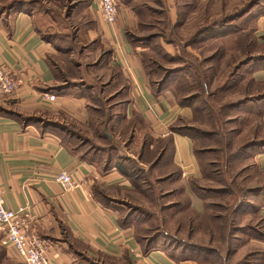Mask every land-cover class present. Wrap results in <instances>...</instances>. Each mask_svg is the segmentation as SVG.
<instances>
[{"label":"trees","instance_id":"trees-1","mask_svg":"<svg viewBox=\"0 0 264 264\" xmlns=\"http://www.w3.org/2000/svg\"><path fill=\"white\" fill-rule=\"evenodd\" d=\"M261 1L263 0H250L246 5L235 7L227 15L208 23V25L196 28L191 40L187 41L186 44L190 47L197 46L200 48L199 51L207 49L209 53L204 56V59L197 62L196 65L188 63L181 65L180 68L163 70L164 73H160L161 76L158 72L159 69L163 68L157 67L156 72L152 73L155 76L158 74V78L151 81H149V74L153 64L147 63L145 53L136 51L138 49L134 45L133 37L125 34L127 41L135 49L133 58L138 60V64L145 74L149 91L154 96H161L168 92L171 98H176V94L183 91L179 99L180 103L178 100L176 101L181 107L191 108L192 116L189 122L198 123L200 128L194 129L192 125L187 123V120L179 117L175 124L169 127L170 135L167 137L154 139L145 135L137 159H132L119 152L118 141L110 128L112 110L122 104L119 101L121 93L114 91V86L111 85L112 87H110V79L94 73L105 56L110 53L109 50L100 47L101 51L97 59L91 63L83 62L81 58L88 48L81 45L78 34L95 28L96 25V20L86 12L87 0H0V16L6 15L12 9H24L25 11H36L49 20L50 29L46 28L44 38L53 45L55 53L46 57V63L59 83L58 88L82 89L89 102L91 122L88 128L82 129L83 133L73 125L60 124L38 116L25 119V123L38 124L41 122L45 128H52L55 132L63 133L67 137L72 136L74 140L69 145L73 147L70 149L71 151H75L74 148L76 147L83 155L88 154L89 157L87 156V158L104 171L109 170L112 166L115 167L128 179L132 193L144 198H148L149 191L151 194L156 191L155 189L152 191L148 187V191L144 189L145 184H147L144 176L146 169L140 163L147 164L150 171L149 175L154 176L158 193L161 196L168 195L174 199V201L164 204L163 209L167 212L174 210L175 214L177 213L178 221L182 220L188 223L186 226L188 238L196 236L202 231L216 241L220 238L217 232L220 230L228 232V244L219 252L224 253L230 263V259L236 253H234L229 239L235 233L245 230L238 228L236 225L238 223H235L234 217H237L239 210L244 207L253 210V216L259 210H264V171L259 169L253 158L257 152L264 149V126L261 122V110L264 104V81H256L248 77L249 74L247 76L245 73L244 76H241L240 73L241 69L248 64L255 67L263 64L264 47L257 44L253 37V30H247L245 25L236 24V19L246 18L248 21L251 17H255ZM195 3L196 1L184 4L185 12L189 9L195 10L197 8ZM179 17L178 15V21L173 23L175 27L180 26ZM231 22H234V25ZM60 29L62 31H59ZM149 38L152 39L153 36ZM75 41L76 43H74ZM91 65L94 67L92 72L88 70ZM114 80L119 81L120 79L114 77ZM201 88L204 89L209 98L215 99V105L217 101L219 103L224 101L225 97L230 98L229 95L233 97L239 95L240 97L231 103H222L215 108V105L211 106L208 102H203V99H200L194 92ZM199 96L201 95L199 94ZM198 99H200V107L196 105ZM220 120L222 129L219 130L216 126ZM229 124H235L238 127L230 131L223 129V126ZM200 125H206L210 129L202 130ZM223 131L227 134L236 133L235 138L237 141L240 140L241 144L234 146L233 141L230 142ZM172 134L187 136L192 142V152L200 169V177H189L188 186L191 192L203 201L204 213L202 215L190 207L184 186L179 182L181 170L171 162ZM109 135L112 136V139H109ZM220 156L224 162L223 169L219 168L221 166ZM211 158L217 162H213ZM247 158L250 160L247 167L250 171L241 177L246 167L241 169L239 162H244ZM209 159L211 160L208 161ZM217 164L218 168L215 169ZM206 165L213 168L212 172H207ZM218 176L221 178L218 179ZM227 180L229 184H225ZM207 184H214V186L207 187ZM251 185L253 188L249 187ZM127 190L129 189L116 188L111 190L97 187L93 194L102 205L110 206L118 211V217H125L124 219L118 218L121 226L132 228V221L130 220L133 217H148V215L133 213L137 209L134 205L127 200L125 202L124 199L110 195L114 191V194L130 196ZM162 192L164 193L162 194ZM209 196H212L211 198H225V204L221 202V204L214 206H219L218 208L223 210L228 208L229 219L228 222L226 219L223 223L226 222L229 226L220 223L223 221H220L222 216L212 215L208 212L209 207L213 205L207 200ZM247 197H251L254 200H252L253 203L256 202V206L259 207L255 209L251 205H245L249 202L244 199ZM242 199L243 201H241ZM116 204L126 205L131 211H127L122 216L124 209ZM261 217V221L264 222V216ZM133 235L136 242L141 246L143 254L156 250V246L160 244L161 247L165 246V252L169 254L168 256L175 264H184L193 261V259L203 258V254H209L219 260L218 251L194 242H182L180 244L166 237L163 243L157 235L146 236L144 239L139 237L136 232H133ZM172 250L173 252L177 251L176 255L171 253ZM260 253V264H264V250ZM2 261H5L6 264H19L6 257L5 246L0 242V264ZM88 261L90 264H109L108 262L111 264H119V262L134 264L126 255L121 258H113L97 254L96 257H89Z\"/></svg>","mask_w":264,"mask_h":264},{"label":"crops","instance_id":"crops-1","mask_svg":"<svg viewBox=\"0 0 264 264\" xmlns=\"http://www.w3.org/2000/svg\"><path fill=\"white\" fill-rule=\"evenodd\" d=\"M97 3L98 0H87L86 12L96 20V25L84 34L88 45L99 42L110 52L94 73L110 79V87L121 93L122 104L112 110L111 131L118 135L130 128L133 147H141L145 135L154 139L167 137L169 127L179 117L191 116V108L175 105L168 92L161 97L149 91L145 74L133 58V48L125 36V23L116 19L113 25H104ZM256 12L244 24L247 30H253L257 44L264 47V0ZM184 19L183 15L181 26L188 24ZM49 23L33 10L12 9L0 16V65L22 79L14 93L0 94V189L5 206L11 210L26 209L32 217L29 232L44 241L45 257L52 264H90L88 258L97 254L113 258L126 255L134 264H174L159 251L143 254L132 228L119 224L118 211L95 198L93 191L97 187L131 188L119 170L112 166L104 171L87 158L88 154L83 155L76 147L71 151L72 136L45 128L41 122L25 123V119L38 116L73 125L83 133L82 129L91 122L84 91L58 88L59 83L46 63V57L55 53L53 45L44 38ZM251 66L245 71L247 76L264 81V62ZM114 77L120 80L115 81ZM44 94L54 95L55 99L49 102ZM261 122L264 126V104ZM172 142L171 162L181 170L179 182L190 207L201 214L203 201L188 186L189 177L200 176L192 142L179 134H172ZM253 158L264 171V149ZM59 171L71 172L84 185L64 192L53 179ZM5 249L8 258L21 264L10 245Z\"/></svg>","mask_w":264,"mask_h":264},{"label":"rangeland","instance_id":"rangeland-1","mask_svg":"<svg viewBox=\"0 0 264 264\" xmlns=\"http://www.w3.org/2000/svg\"><path fill=\"white\" fill-rule=\"evenodd\" d=\"M115 1L117 5V19H121L125 23L124 32L125 34H127L126 36L131 35L133 37L134 45H136L135 47H137L138 49L136 51L145 53V55H147L146 56L147 63L153 64V67H150L149 65L150 67L149 81L158 78V74H156L155 76L152 73V72H156V70L158 69L157 67L163 68L161 70L159 69L158 72L159 75L161 76L160 73L162 72L164 73L166 69L180 68L181 65L188 63H192L193 65H196L197 62L202 61L204 59V56L207 55L209 51L207 49H202L201 51H199L200 48H198L197 46L190 47L186 44L187 41L191 40L195 29L198 28V26L208 25V23L227 15V13L232 11L235 7L241 6L243 4L246 5L248 2H250V0H115ZM195 1H196L195 5L197 6V8L195 10H192L193 12L190 9L185 12V8L183 5L186 3H194ZM178 15L180 16L179 17L180 20L184 15L185 18L184 20H186L187 18L188 21L187 20L186 21L188 22V24L183 22L184 23L183 26H181L182 23H180L179 24L180 26L175 27L172 22L174 21V23H176V21H178L177 19ZM246 21H247L246 18H241L239 20L236 19V24L245 25L244 23ZM231 23L234 25V22ZM192 25L193 27H191ZM59 31L62 30L60 29ZM78 35L81 41V45H85V47L88 48L87 50H85L84 55L81 57L83 62L91 63L95 61L98 57V54L101 51L99 48L100 47L103 48V46L99 42L97 43L95 42L94 44L88 45L84 32H79ZM159 35H163V36H159ZM149 37H151L152 39H150ZM74 43H76V41ZM134 51L135 49L133 50V52ZM194 57L197 58L198 60H196ZM251 68H252L251 64H248L245 67H243L240 71V73L242 74L241 76H244L245 71H249ZM88 70L92 72L94 70V67L91 65L90 67H88ZM194 92L197 93L200 99H203V102H208V104L211 106L215 105L214 102L215 99L209 98L207 93H205L204 89L201 88L199 90H195ZM182 93H177L176 98H172L175 105H178V102L180 103L179 99L181 98ZM199 94L201 96H199ZM162 96L163 95H161V97ZM229 96L230 98L225 97V100L224 101L222 100L221 103L217 101L215 108H217L222 103L224 104L231 103L236 98L240 97L239 95H235V97H233L232 95ZM200 99L196 101V105H198V107H200L201 105ZM176 100H178V102ZM191 116L183 117V119L187 120V123L192 125L194 129L198 130L199 128L198 123L189 122V120H191ZM218 123L219 124L216 127L220 130L222 129L221 120L218 121ZM200 127L202 130L210 129V127L206 125H200ZM237 127L238 125L229 124L223 126V129H228V131H230V130H235V128ZM129 129L128 130L125 129L123 133L120 132L118 135L116 132L115 138L118 141L120 153L124 154L125 156L127 155L132 159L135 158L137 159L141 147L131 146ZM223 133L225 132L223 131ZM225 134H226V138L228 136V138L230 139V142L233 141L234 146L241 144L240 140L237 141L235 138L236 133H230V134L225 133ZM219 146H223V145H219ZM223 150L226 153L224 148ZM214 157L216 158V156ZM211 159L213 162L214 161L217 162L215 159L213 158ZM211 159H209L208 161H210ZM219 161H221L220 163L221 166L219 168L223 169L224 162L221 156L219 158ZM249 161L250 160L247 158L246 161L244 162L242 161L243 163L239 162L241 164V169L244 166L246 167L245 168L246 170H243L241 177H244L249 173L250 169L247 168L250 163ZM140 164L142 167L146 169V174L144 176L146 177L147 184H145L144 189L147 190L148 187L150 190L152 189L153 191L155 189L156 191H154L152 194L149 191L148 198H144L143 196H139L138 194L132 193V191L130 190L131 188L127 190V193H130V196L114 194V191L110 193V195H113L119 199H124L125 202L127 200V202H130L132 205H134L137 209H135L133 213L135 214L145 213L148 215V217H133V219L130 220L132 221L131 225L133 232H136V234H138L139 237H141L142 239H144V237L146 236L153 237L157 235L158 238L162 239L163 243L165 241V238L168 237V239L177 241L180 244H182V242H194L201 246L211 247L213 250L218 251L219 260L217 257L210 256L209 254H203L202 255L203 258L195 259V260L193 259V261L185 262L187 264H234V263L260 264L261 262L260 251L264 250V222L261 221L263 210H259V212L255 214V216H253L254 213L253 210L251 209L249 210L248 208L244 207L242 208V210H239L238 216L234 217L235 223H238L236 224L238 225V228L245 230L235 233L233 237L229 239L232 244V249L234 250V253H236L235 256L232 257V259H230L231 262L229 263V259L227 261L225 254L219 252L222 249L226 248L228 244L227 242L228 232H226L225 230H220L219 232H217V234L220 235V238L217 239L216 241L212 240L202 231L196 236L194 235L191 238H188L187 227H186L188 223L182 220L178 221L177 213L175 214L174 210H169L167 212L166 210L163 209L164 204L166 205V203L174 201V199L172 197H169L168 195L161 196V194L158 193L159 192L158 188L155 186V181L153 179L154 176L152 174L149 175L150 172L149 166L147 164H142V163ZM206 168L208 173L212 172L213 170V168L208 167V165H206ZM214 168L215 169L218 168V164ZM220 178L221 177L218 176V179ZM225 184H229L228 180L225 182ZM210 186L213 187L214 184H207V187ZM252 186L253 185L249 187ZM163 193L164 192H162V194ZM211 197L212 196H209L207 198V200L210 201L211 204H213L212 206L209 207L208 212L212 215L222 216L220 218V221L221 220L223 221L222 222L219 221V222L223 225L229 226V224H227L226 222L223 223L224 220L226 219H227L226 221L228 222L229 219L228 208H224L223 210V209H219L218 208L219 206L217 207L214 206L221 204V202L225 204L224 202L225 198L220 199V198H211ZM244 199L249 201L247 202L248 204L245 205H251L252 207H255V209L259 207L256 206V202L253 203L254 200L251 197H247ZM241 201H243V199ZM116 205L121 207V209H124L122 216H124V214L127 211L129 212L131 211V209L126 205L125 206H120L119 204ZM203 213H201L200 215H202ZM118 218L124 219L125 217H118ZM164 247H161V245L159 244L158 246H156V250L153 251H159L165 258L172 260L168 256L169 254L165 252ZM171 253L173 255H176L177 251L173 252L172 250ZM108 263L111 264L110 262ZM1 264H6V263L5 261H2ZM119 264H124V263L119 262Z\"/></svg>","mask_w":264,"mask_h":264},{"label":"built area","instance_id":"built-area-1","mask_svg":"<svg viewBox=\"0 0 264 264\" xmlns=\"http://www.w3.org/2000/svg\"><path fill=\"white\" fill-rule=\"evenodd\" d=\"M97 10L104 25H113L117 19V5L115 0H98ZM22 79L16 77L10 70L0 65V94L10 95L21 85ZM47 101H53L54 95H43ZM53 179L64 192L74 191L84 185V181L77 180L71 172L59 171ZM32 221L25 208L8 209L4 204L0 189V242L10 245L16 252L21 264H52L44 254L45 243L42 239L29 232Z\"/></svg>","mask_w":264,"mask_h":264}]
</instances>
